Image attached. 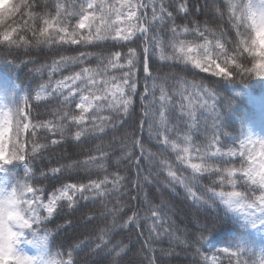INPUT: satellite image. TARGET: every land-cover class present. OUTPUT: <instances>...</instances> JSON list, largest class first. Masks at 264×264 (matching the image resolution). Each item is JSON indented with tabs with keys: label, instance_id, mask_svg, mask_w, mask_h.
Masks as SVG:
<instances>
[{
	"label": "snow or ice",
	"instance_id": "snow-or-ice-1",
	"mask_svg": "<svg viewBox=\"0 0 264 264\" xmlns=\"http://www.w3.org/2000/svg\"><path fill=\"white\" fill-rule=\"evenodd\" d=\"M38 8L78 33L42 49L0 45V59L30 64L38 77L22 106L25 149L0 160V173L26 169L22 188L34 201L26 240L40 264H171L177 247L191 249L189 264H264V253L243 247L210 254L215 225L200 218L219 201L264 225V188L249 179L264 139L230 146L218 123L215 85L236 75L190 80L171 54L190 33L207 35L220 15L215 0H39ZM177 188L193 209L187 225L168 199ZM137 244L138 258L128 259Z\"/></svg>",
	"mask_w": 264,
	"mask_h": 264
},
{
	"label": "clouds",
	"instance_id": "clouds-1",
	"mask_svg": "<svg viewBox=\"0 0 264 264\" xmlns=\"http://www.w3.org/2000/svg\"><path fill=\"white\" fill-rule=\"evenodd\" d=\"M39 0H0V45L12 49L51 47L64 36L66 19L44 20ZM220 15L207 22V35L189 34L187 42L172 50L180 75L210 73L227 79L230 74L264 79V0H215ZM59 15V14H58ZM43 21V24L41 23ZM88 27V22H84ZM246 74V75H245ZM29 123L22 106L0 109V153L23 151ZM35 135V134H33ZM249 179L264 188V146L250 164ZM225 176V182L233 179ZM34 201L26 189H0V264H40L29 254L26 237L32 231Z\"/></svg>",
	"mask_w": 264,
	"mask_h": 264
},
{
	"label": "trees",
	"instance_id": "trees-1",
	"mask_svg": "<svg viewBox=\"0 0 264 264\" xmlns=\"http://www.w3.org/2000/svg\"><path fill=\"white\" fill-rule=\"evenodd\" d=\"M19 54L22 55L23 53ZM31 67L27 63H12L0 59V78L3 77L6 80V84L0 87V96L4 109L23 106L24 98L36 88L38 77L33 74ZM164 70L167 71V69ZM199 77H203L206 80L220 79L212 76L210 73H199L195 77L188 76L187 78L191 80L194 78L198 79ZM215 87L218 110L221 113V121H218V123H221L223 131L228 133L227 137H222L221 139H226L230 143V146L235 147L242 138L247 119L255 113V109L249 102V91L253 94L262 93L264 90V80L249 77L243 82L223 81L216 84ZM205 115L208 114L205 113ZM8 155L0 153V160L5 159ZM1 156H4V158H1ZM26 181H28V176L22 163L10 166L5 172L0 173V189H10L14 186L22 187ZM205 183H210V181H205ZM36 186L42 187V185ZM168 199L170 200L177 222L183 221V224L187 225L194 213L188 203L184 202L185 198L182 188H177L176 193H173ZM200 218L203 222L215 225L206 245V248L211 251L210 254H217V249L225 247L246 248L256 253L257 258H259V254L264 253V243L262 240L240 228L237 219L219 201H217L215 208L209 207L207 210H201ZM51 227L53 226L50 225ZM69 235H72V233L70 232ZM58 242L65 243L66 241L63 237H60ZM163 246L167 247V242ZM24 247L28 253L32 252L35 254L37 252V249L31 245H25ZM139 247L140 245L137 244L136 249L129 254L128 259L135 260L138 258L136 252ZM176 251L178 255L171 258V264H189L192 260L191 249L182 251L180 247H177ZM81 255L85 259H98L97 257L89 258L84 253H81ZM222 259L224 258L222 257Z\"/></svg>",
	"mask_w": 264,
	"mask_h": 264
},
{
	"label": "rangeland",
	"instance_id": "rangeland-1",
	"mask_svg": "<svg viewBox=\"0 0 264 264\" xmlns=\"http://www.w3.org/2000/svg\"><path fill=\"white\" fill-rule=\"evenodd\" d=\"M262 79V78H261ZM264 80V79H263ZM6 84V80L3 77L0 78V87ZM0 109H4L1 96H0ZM249 102L251 106L255 109L254 115L249 117L246 121L245 130L240 141L235 147L238 148L241 141L248 143L249 140L252 142H258L264 139V90L260 94H249ZM256 149H258L259 144L255 143ZM4 158V156H1ZM221 205L231 212L233 216L236 217L237 223L243 230L250 233L252 236L260 238L264 242V225H260V214H251L241 211H231L227 209L225 205ZM256 225V226H254Z\"/></svg>",
	"mask_w": 264,
	"mask_h": 264
},
{
	"label": "bare ground",
	"instance_id": "bare-ground-1",
	"mask_svg": "<svg viewBox=\"0 0 264 264\" xmlns=\"http://www.w3.org/2000/svg\"><path fill=\"white\" fill-rule=\"evenodd\" d=\"M260 217V216H259Z\"/></svg>",
	"mask_w": 264,
	"mask_h": 264
}]
</instances>
